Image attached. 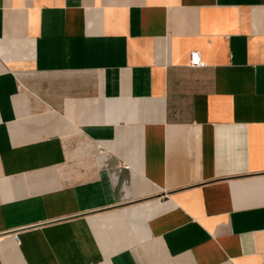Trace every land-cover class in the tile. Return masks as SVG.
<instances>
[{"label": "crops", "instance_id": "1", "mask_svg": "<svg viewBox=\"0 0 264 264\" xmlns=\"http://www.w3.org/2000/svg\"><path fill=\"white\" fill-rule=\"evenodd\" d=\"M0 264H264V0H0Z\"/></svg>", "mask_w": 264, "mask_h": 264}, {"label": "built area", "instance_id": "2", "mask_svg": "<svg viewBox=\"0 0 264 264\" xmlns=\"http://www.w3.org/2000/svg\"><path fill=\"white\" fill-rule=\"evenodd\" d=\"M198 52L193 51L190 53V66L197 67L199 66Z\"/></svg>", "mask_w": 264, "mask_h": 264}]
</instances>
